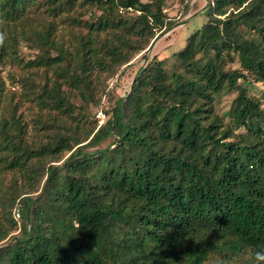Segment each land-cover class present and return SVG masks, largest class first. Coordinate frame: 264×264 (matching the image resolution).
Listing matches in <instances>:
<instances>
[{
	"label": "trees",
	"instance_id": "trees-1",
	"mask_svg": "<svg viewBox=\"0 0 264 264\" xmlns=\"http://www.w3.org/2000/svg\"><path fill=\"white\" fill-rule=\"evenodd\" d=\"M167 2L0 0V264H264V0H209L102 124L72 100L100 105Z\"/></svg>",
	"mask_w": 264,
	"mask_h": 264
},
{
	"label": "rangeland",
	"instance_id": "rangeland-1",
	"mask_svg": "<svg viewBox=\"0 0 264 264\" xmlns=\"http://www.w3.org/2000/svg\"><path fill=\"white\" fill-rule=\"evenodd\" d=\"M208 2L209 0H190V9L187 13H184V5L181 0H168L165 10L170 16H174L177 19L178 24L167 32L158 33L145 50L136 54L131 62L125 67H122L114 76L107 77L106 72L101 74V80L98 82L96 88V98L100 101V105H94L87 101L81 94L73 96L72 100L81 104L91 119L97 120L99 124H102L109 116L106 113L107 109L113 106L114 100L111 99V96H125L131 90L133 81L139 70L154 56L163 58L165 56H171L173 52L181 51L185 47L187 37L207 22L208 17L205 7ZM24 51L27 55H30L25 48ZM230 66L238 67L239 63L234 62ZM9 72L10 67H4L3 75L7 83L11 84ZM235 96V92L224 94L219 100V109L221 111L228 110ZM100 110L106 113L104 120H100L98 117ZM28 121L29 130L32 132V129L34 130L32 121ZM15 233H18V230Z\"/></svg>",
	"mask_w": 264,
	"mask_h": 264
},
{
	"label": "built area",
	"instance_id": "built-area-1",
	"mask_svg": "<svg viewBox=\"0 0 264 264\" xmlns=\"http://www.w3.org/2000/svg\"><path fill=\"white\" fill-rule=\"evenodd\" d=\"M98 117L100 120H104L106 118V113H104L102 110L98 112ZM15 216L18 218L20 216V212L18 210L15 211Z\"/></svg>",
	"mask_w": 264,
	"mask_h": 264
},
{
	"label": "clouds",
	"instance_id": "clouds-1",
	"mask_svg": "<svg viewBox=\"0 0 264 264\" xmlns=\"http://www.w3.org/2000/svg\"><path fill=\"white\" fill-rule=\"evenodd\" d=\"M0 39H2V37H0ZM257 259H258V260H264V254L258 252V253H257Z\"/></svg>",
	"mask_w": 264,
	"mask_h": 264
}]
</instances>
